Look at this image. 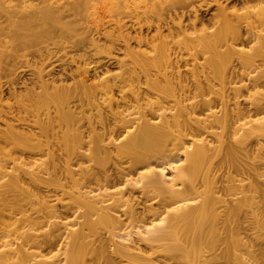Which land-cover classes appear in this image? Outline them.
I'll return each instance as SVG.
<instances>
[{"label":"bare ground","instance_id":"obj_1","mask_svg":"<svg viewBox=\"0 0 264 264\" xmlns=\"http://www.w3.org/2000/svg\"><path fill=\"white\" fill-rule=\"evenodd\" d=\"M40 1L0 0V54L13 100L3 99L0 84V264H167L191 252L197 264H245V254L263 253L264 19L254 27L250 17L229 20L212 0L221 22L189 36L203 23L192 0L173 6L167 20L156 13L142 24L135 0H108L134 11L127 23L115 19V34L125 32L111 42L118 53L103 55L89 38V77L101 78L86 84L84 55L60 58L53 38L67 29L65 9L89 0ZM100 26L93 32L106 36ZM174 33L196 53L184 71L166 39ZM44 37L53 45L35 46ZM241 40L255 50H236ZM234 60L253 70L237 71ZM110 64L117 72L105 75ZM243 78L256 89L247 107L236 100L234 79ZM250 231L233 247L234 232Z\"/></svg>","mask_w":264,"mask_h":264},{"label":"rangeland","instance_id":"obj_2","mask_svg":"<svg viewBox=\"0 0 264 264\" xmlns=\"http://www.w3.org/2000/svg\"><path fill=\"white\" fill-rule=\"evenodd\" d=\"M30 1L32 2V3L30 2L31 4L39 2V0L38 1L37 0H34V1L30 0ZM41 1L43 3L44 0H41ZM67 1L68 0H46L45 4L44 3L43 4L44 5H51L52 4L51 6L57 7V6H61V5L65 4V2H67ZM181 1H183V0H135V5L138 6L137 7L138 9L136 8L135 10L137 12L138 11L140 12L139 15H140L141 18L139 19V21L141 22V24L143 23L144 19L147 18L148 16H149L148 17L149 19L151 17L152 21L155 22L158 14H161V13H163V15H162L163 18L165 20H167L168 19L167 14H169L171 12V8H173V6L177 5ZM192 1H194L193 8L197 9V7H198L199 10L198 9L197 10H198V13L200 14V16L203 18V23L198 24L195 27V30H193V28H191V30H190V28H189L190 32L187 30L188 32L186 31L185 35L187 34L189 36H192L196 32L199 33V32H202V31H210L211 29L216 28L218 26V24L221 22V20L223 18L222 17L223 15L220 14V15H217L216 17L213 18V15L216 12V10L214 9V8H216V6L214 5V2H212V0H192ZM218 1H219V3H221L222 6H226V12H227L226 13L227 14L226 17H228V19L230 18L229 20H231V19L232 20H236L237 18H242V17H245V16H246L247 19L250 17V19L248 21H250V25L252 27H254L256 25L257 26L260 25L259 21H260L261 17H262V20L264 19V0H262V1L261 0H246V1H241V0H218ZM88 2L90 4L87 5ZM93 2L96 3V5H95L96 7L93 6L94 5ZM59 4H61V5H59ZM85 4H86L87 7H85V5L83 6V4H80L79 6L77 5L74 8H71L70 10L69 9H65V11H64V15L65 16H64L62 21L65 23L67 29L64 30V31L56 30V34H58V36L53 38V39H55L57 44L59 43L58 50H57L58 51L57 55L60 58L69 59L68 56L72 55L73 57H75L77 59L78 55H84V59H85V63L86 64L83 66L84 62H81L80 66H82L83 68L85 67L89 72L80 74L79 78H82L83 80H85L86 84H92V83L97 82V80H99L101 78V75H99L100 77H96L95 79H91L89 77L93 73L92 70L94 68L93 67L94 64L91 62V57H92L91 55L93 54V51H92L93 47L91 46V44L88 43L89 38L91 36L92 37L94 36V38H97V40H98L97 41V45H98L97 47H99V49L101 48L100 51L102 52L103 55H106V53L103 52L105 49L106 50H111L112 49L111 51L113 53H118V49L117 48L120 47V46H115L116 48H114L115 49L114 50L113 48H111L113 46L111 42H114V44L116 45V43H118L123 38L122 35L125 32L122 33V35H119L118 32H117V34H115V32L113 30L114 25L116 23V20H118V19H120L122 21H125L126 23L129 22L131 16H129V18H128V13H133L134 10H132V8L124 9L122 7H121V9H123V10L118 9L115 6L113 7L112 3H110V2L108 3V0L107 1L106 0H98V1L96 0V2H95V0H89V1H86ZM36 5H41V3L40 4L38 3ZM195 5H196V7H195ZM94 7H95V9H93ZM87 8H89V9H87ZM159 8L162 9L163 11H160ZM92 9L94 11H96V12L93 13ZM205 9H208V10H205ZM180 11H181V9H177V12H179L178 14H180ZM118 12H119V14H117ZM120 12H123V13H120ZM91 13H93V14L91 15ZM97 13H98L99 16H101L100 19H99V16L97 15ZM156 13H158V14H156ZM145 15H147V17ZM172 16H173V13H171V17ZM185 17L183 16V19H182L183 24L187 21V19ZM184 18H185V20H184ZM176 21L177 20H175V22ZM263 24H264V20H263ZM243 25L244 24H241L242 27H243ZM96 26L97 27L100 26L99 30H102L103 32H107V33L109 32V33L108 34L106 33V36L105 35L97 36L98 34L96 35V33H94L95 30H93V29H95ZM255 28L258 29L259 27H255ZM111 31H113L112 35H110ZM150 31H151L150 35L154 34V30L153 29H151ZM88 33H89V35H88ZM165 33L166 32H164L163 34H165ZM108 35H110V37H108ZM185 35L183 36V33H174V34H172V36L171 35H167V38H166L167 41L169 42V46L171 48V51H173V54H174V57H173V55H172V57L174 59L176 58L175 60H178V65H179V68H180L181 71H184L186 68H190L191 67V64H192L191 62H193V56L196 55V53L195 54L193 53V51H194L193 49H192V51H190L191 49L189 50L188 46H184L183 41H185L184 40ZM43 39H46V40H43ZM43 39H42V41L40 40V41L36 42L35 46L39 47V45H46L48 42H49L48 44H50V42L52 41V40L50 41V39H47V37L46 38L44 37ZM109 40H110V42H109ZM117 40H119V41H117ZM247 42L248 41H244L243 40L242 42H239V43L235 44V49L241 51L244 54L251 53L252 48L254 47L253 48L254 50L256 48V46L254 45L255 43L254 42H248L247 43ZM170 43H172V44L170 45ZM52 45L50 44V46H52ZM61 45L62 46L63 45L66 46V47H64L66 49H64ZM173 45H175V46H173ZM3 47H4L3 45H2V47L0 46V52L2 50H5V48H3ZM59 47L61 48V50H60ZM184 47L187 50H185ZM27 49L30 50V46L29 45L27 46ZM188 51H190L191 53L188 52ZM66 54H68V55H66ZM0 55L2 56V57L0 56V84H2V93L4 95L3 99L5 100L7 98L6 97L7 96L6 90H7L8 78L6 76H8L7 75L8 73H7V69H2V68L6 67L4 63H6L5 61L7 59H4L5 56L3 57L2 53ZM118 55H121V54H118ZM236 56H237V54H236ZM198 61H201V59L199 58ZM261 62H262V57L257 56L256 61H255L254 64H258L259 65ZM76 65H79L78 61L76 62ZM233 65H235L234 68L237 71H239V72H247L249 70H253V67H241L240 65H238L236 60L233 61ZM71 68L75 69V65H72ZM261 68H262V66H261ZM261 68H258L256 70H254V72L251 71V73H252L251 75L255 76L256 73L259 72V69L261 70ZM21 69L25 70V72H24L25 76L24 77L29 75L28 73H30V69L25 68V66L23 68L21 67L19 69V71ZM4 70L6 71V73H5ZM116 72H117L116 66L114 64L113 65L110 64L109 67H108V72L105 75H113ZM239 79H234L235 81H237L236 85L237 86H241L239 96H238V98L236 100L239 103V107H247V104L249 103L248 101L250 100V97L248 95H249V93H253L256 89H253L250 86V83H248V79L243 78L244 81L243 80L239 81ZM71 82L72 81L68 79L66 81V84H70ZM244 85H245V87H244ZM247 86H249V89H248ZM257 89L259 91L261 90V92L264 93V86L260 87V88H257ZM7 100L9 102L13 101L12 99H8V98H7ZM93 112H94V110H93ZM40 159L44 160V158H40ZM36 161H37V162H35L36 164L40 163L39 159H37ZM84 161H85V163L83 161H82L83 163H81L84 166H86V165H90L91 166L92 164H94L93 161H91V162L89 160H88V162H86L87 160H84ZM109 164L111 165V161L110 160L108 161V165H107L108 167L110 166ZM33 166H35V165L32 163L30 165V167H33ZM261 188L264 190V185ZM134 196H136V190L134 191ZM112 213H114V212H112ZM115 214L116 213H114V215ZM13 227H14L13 225H10L7 230H11V229L14 230ZM251 232L252 231L247 232V233L246 232L245 233L234 232L232 234V236H231L232 238L230 237L232 241L235 240V241H233V247L234 246L238 247V249L242 248V245H241L242 241L243 240H246V241L248 240V238L245 235L246 234H250ZM100 234L102 236H106V235H108V232L104 231V230H100ZM253 235H255V234H253ZM131 237L130 238L133 239L136 236L132 235ZM6 239H10V237H8ZM238 239L241 241V243L237 242V241H239ZM115 240L118 241V242H124L126 244L131 245V243L122 241V240H120L118 238H116ZM14 245H15V243L13 245L11 244L10 246H14ZM3 249H4V247H2L0 245V250H3ZM204 250H205L204 248H202V250H200V252L202 251L201 252L202 255H203ZM46 255H49V254H46ZM196 260L198 262V260H200V259H197L196 257H193L192 256V252H191L190 254L189 253L187 254V257H179V258H177L176 261H173V262L169 261V262H167V264H172V263L173 264H197ZM244 261L246 262L245 264H264V251H263V253L257 254L255 256L245 254L244 255Z\"/></svg>","mask_w":264,"mask_h":264}]
</instances>
